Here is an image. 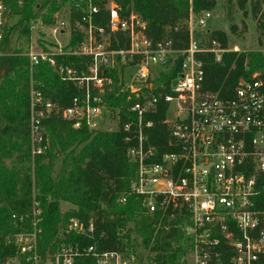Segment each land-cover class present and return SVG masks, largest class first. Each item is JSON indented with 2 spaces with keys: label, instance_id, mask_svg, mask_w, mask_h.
Segmentation results:
<instances>
[{
  "label": "built area",
  "instance_id": "1",
  "mask_svg": "<svg viewBox=\"0 0 264 264\" xmlns=\"http://www.w3.org/2000/svg\"><path fill=\"white\" fill-rule=\"evenodd\" d=\"M91 1L87 0L86 10L75 21V29L82 35L78 45L45 50L31 44L20 53L3 49L5 29L12 15L0 1V56H26L30 69L46 62L63 82L72 83L81 93L59 108L31 85L32 156L48 148L42 120L52 113L73 121L75 128L82 124L90 131L105 130L104 118L112 111L103 100L112 84L106 71L117 66L119 57L125 65L122 77L129 71L130 78L129 82L123 80L121 89L128 91V99H133L129 111L135 115L121 127L126 141H133L128 155L137 165L130 193L141 198L148 213L167 209L186 213L182 243L184 258L190 257V264L217 262L223 249L230 252L232 264H264V83L259 74L239 79L230 97L204 87L202 57L211 54L220 62L225 52L237 49L223 47L216 39L201 41L211 11L195 13L191 0L186 20L187 44L182 49H175L170 37L153 41L147 35V22L134 12L122 15L113 0L104 4L105 25L98 24L94 19L98 7ZM262 6L264 0L260 13H264ZM55 31L63 30L54 26L52 32ZM118 35L124 38L123 46ZM69 37L70 32L68 40ZM177 54L182 56L179 73L171 80L168 92L156 94L150 80ZM62 55L88 57L89 62L79 71L58 64L56 56ZM159 100L167 105L161 123L168 133V151L163 153L148 143L147 133L154 126L147 115L157 111ZM115 114L118 128L119 115ZM11 219L16 229L5 236V243L14 251L1 264H76L77 260H90L92 264H153L137 260L132 253L100 249L96 242L84 245L60 240L42 250L41 209L35 199L29 213L12 214ZM64 232L93 238L95 226L91 220L85 223L72 218Z\"/></svg>",
  "mask_w": 264,
  "mask_h": 264
},
{
  "label": "trees",
  "instance_id": "2",
  "mask_svg": "<svg viewBox=\"0 0 264 264\" xmlns=\"http://www.w3.org/2000/svg\"><path fill=\"white\" fill-rule=\"evenodd\" d=\"M0 1L17 18L16 23L5 29L4 50L22 52L19 46H12V35L18 31L20 36L29 37L30 22L35 18L36 10H44L41 22L52 25L60 5L65 2L71 6L70 37L66 46L74 47L82 40V35L75 29V21L86 10L87 0H42L41 4L38 0ZM113 1L119 6L122 15L134 12L143 18L147 22V35L153 41L170 37L175 49L186 46L190 0ZM91 2L98 7L95 21L105 25L106 0ZM262 2L236 0L238 8L249 6L253 16L259 13L258 43L262 49L228 51L220 62H216L211 54L204 55L205 88L230 97L241 78L249 79L252 74L258 73L264 83V13L259 12ZM191 5L195 13L211 11L216 0H191ZM175 26H178L177 30H174ZM201 36L203 43L216 39L223 47L227 46L225 34L218 30L208 28ZM120 39V45L123 46L124 38L120 36ZM117 60V66L106 71L112 84L103 94V100L108 108L118 113V128L113 131H90L82 124L75 128L73 121L52 113L42 120L43 136L48 140V148L43 154L32 156L31 85L59 108L69 105L72 98L81 93L72 83L63 82L46 62H40L30 69L26 56H0V264L14 251L13 247L5 243V236L16 229L11 215L29 213L33 199L41 209L42 233L39 244L42 250L52 248V242L60 240L84 245L96 242L100 249L132 253L136 258L153 264H186L182 260L185 254L182 227L188 220L186 213L170 209L148 213L142 206L141 198L130 193V183L136 174L137 165L128 155L133 141H126V133L121 127L133 120L135 115L129 111L133 99H128V91L121 89L125 65L119 57ZM56 62L80 71L86 68L89 58L62 55L56 56ZM181 62L182 56L177 54L166 63L164 70L160 69L158 76L150 80L156 94L169 91L170 82L179 73ZM161 84L162 88L159 87ZM166 107V103L159 100L157 111L147 115L148 119L154 121L153 128L147 131L148 143L156 147L159 153L168 151V133L161 123ZM6 160L12 162L11 167L7 166ZM30 162L33 163L32 168L23 166ZM56 163L58 169L55 168ZM60 202L70 203L73 208L62 212ZM72 218L85 223L91 220L95 226L94 237L65 233ZM101 234L103 237L100 238ZM223 250L219 260H213L211 264H232L230 252ZM76 264H92V261L77 260Z\"/></svg>",
  "mask_w": 264,
  "mask_h": 264
},
{
  "label": "rangeland",
  "instance_id": "3",
  "mask_svg": "<svg viewBox=\"0 0 264 264\" xmlns=\"http://www.w3.org/2000/svg\"><path fill=\"white\" fill-rule=\"evenodd\" d=\"M61 2L60 0H57ZM42 0H38L41 4ZM235 6V7H234ZM264 8V6H262ZM44 10H36L35 18L30 22V35L20 36L18 31L12 35L11 44L12 46H19L22 43L24 50L26 46L32 44L33 47L39 48H54L56 46L67 44L69 32H70V12L71 6L69 2L62 3L60 5L59 11L55 14V22L52 25H45L41 22V15ZM252 15V8L246 6L244 8H238L236 5V0H216V5L211 10V17L208 21L207 28L210 30H218L226 36L227 46L226 48L232 49L236 48L237 52L243 51H253L262 49L258 43V28H257V18ZM17 18L10 17L8 20L9 25L16 23ZM63 23L65 25H63ZM54 26H58L62 33L59 31L52 32ZM20 29V28H19ZM18 29V30H19ZM176 55L173 56V58ZM164 70L165 68H160ZM159 69V70H160ZM129 71L125 72L122 80L128 79ZM154 75V73H153ZM48 100V99H47ZM103 129L105 130H116L117 128V118L114 111L108 113L104 118ZM7 166L11 167L12 162L6 160ZM33 163H25L23 166L26 168H32ZM55 168L58 169V163H56ZM73 208L70 203L60 202V209L62 212ZM138 260V258H136ZM184 261L186 264H190L191 258L185 256Z\"/></svg>",
  "mask_w": 264,
  "mask_h": 264
},
{
  "label": "water",
  "instance_id": "4",
  "mask_svg": "<svg viewBox=\"0 0 264 264\" xmlns=\"http://www.w3.org/2000/svg\"><path fill=\"white\" fill-rule=\"evenodd\" d=\"M21 46H22V43L19 44V47H20V48H21ZM173 84H175V81L173 82Z\"/></svg>",
  "mask_w": 264,
  "mask_h": 264
}]
</instances>
